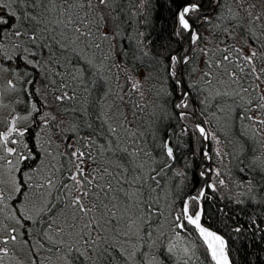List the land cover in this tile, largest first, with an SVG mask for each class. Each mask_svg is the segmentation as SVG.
<instances>
[{
	"label": "trees",
	"instance_id": "16d2710c",
	"mask_svg": "<svg viewBox=\"0 0 264 264\" xmlns=\"http://www.w3.org/2000/svg\"><path fill=\"white\" fill-rule=\"evenodd\" d=\"M0 5H3L5 14L15 11L20 15L25 11L23 6L13 3V0H0ZM177 11L173 0H113L104 9L106 16L114 18L113 35L103 40L102 33H95L93 29L94 35L91 38L77 40L72 25H69L71 29L64 37L58 36L55 23L51 21L52 17L64 18L58 9L41 17L42 23L38 25L41 30L47 29L40 31L41 36L53 37L43 41L51 45L43 57H40L35 46L25 43L26 37L14 36L12 39L11 33L0 34V52L3 53L0 55V65L23 75L17 89L16 102L21 104L22 100L23 105L29 107L32 113L29 115V123L22 128L28 129L22 137L28 147H23L21 153L27 155L28 149H32L36 159L21 165L22 172L32 177L33 185L43 183L52 175L48 171L41 174L37 170L35 172L36 163L40 161L44 149L54 155L58 166L62 160L67 162V159L57 157L60 148L58 140L63 139L67 143L77 137L72 135L74 114L71 111L66 113L64 109L84 104L87 96L91 102L96 103V111L107 113L109 123L117 127L113 140L120 149L127 148L132 154L129 162L138 167L147 193L145 199L151 205L148 210L151 215L142 209L129 211L121 220L119 237L110 231L105 232L109 241L117 247L126 248L128 240L123 238V233L130 229L127 224L129 217H132L135 223L131 228L136 231V235L129 236V239L137 245L139 251L128 264L141 263L148 256H155L157 264H215L204 250L195 226L188 224L182 213L185 202L189 214H194L199 207L198 200L193 197L185 201L199 181L198 167L203 147V138L196 128L199 122L209 134L207 150L210 156V173L204 186V196L201 197V222L224 237L231 264H264V125L257 122L264 120V108L258 107L264 104L260 98L264 94V77L257 80L256 75L252 74L242 80H232L228 73L236 71L240 75L239 69L223 61V56L229 53L220 51L225 44L211 35L216 30L214 25L218 21L215 20L212 24L200 25L197 22L194 25L202 39L190 45L187 64L173 67L171 57L181 48L185 36V32L177 35ZM17 28L23 31L19 22ZM70 37L78 43L83 54L78 52L77 46L70 45ZM17 43L20 47L14 48L13 45ZM96 44H100L99 49L95 47ZM227 44L233 48L243 47L245 53L248 51L239 37L228 40ZM61 45H64V49ZM25 47L36 51L38 68L33 69L16 58L17 54L27 55L24 53ZM52 51L55 55L47 54ZM238 55L235 51L231 52L233 60ZM9 56L12 59H8ZM77 58L79 63H76ZM116 60H120L118 67L114 63ZM86 61H91L99 71L95 77L89 76L84 82L73 81L69 74H75L74 69ZM217 61L222 62L219 68L216 67ZM243 63L241 60L240 64ZM251 67L247 65L245 70ZM255 67L257 70L264 68V63L257 60ZM173 71L176 75L180 72L185 89L190 93L187 109H176L173 106L179 92L175 83L177 77L172 76ZM205 72L211 75L205 78ZM128 77L132 78L131 83L137 80L140 82L138 90L131 89ZM28 80H34L35 83L30 85ZM53 80L57 83L65 80L75 87L79 100L65 101L57 107L53 101V85L50 83ZM209 80L211 83H208ZM85 85L90 92L84 91ZM46 93L50 95L47 100L44 98ZM33 103L39 109L38 112H32ZM179 111L185 113L183 119ZM45 112L57 116L47 127L40 119ZM125 115L127 120H124ZM80 135H85L83 129ZM101 144L108 147L107 138L98 140L92 147L93 156L98 162L116 164L115 157L103 152ZM165 145L173 149L172 158L167 156ZM16 176L21 181L28 179L27 175L16 173ZM153 176L155 180L150 179ZM113 184L115 186V181ZM25 191L30 193L27 197H18L15 193L9 201V207L2 211L0 228L5 230L0 232V239L8 236V229L16 228L18 239L14 245H19L20 239L21 245L31 254L30 263L39 264L34 249L37 244L33 242L32 235L39 245H44L42 248L50 250L52 246L37 231L39 225L31 229L29 244H24L23 240L27 237L23 235L24 229L17 224L15 217L22 212L21 205L30 207L32 202H40L42 196L38 195V191L44 189L29 190L26 187ZM116 211L119 215L122 209ZM61 214L57 210L47 219L55 220L63 227L64 214ZM66 214L70 216L71 211L68 210ZM178 224L184 227H176ZM55 228L54 224L50 235L59 240L61 236L56 234ZM237 228L241 231L237 232ZM64 239L66 244L75 243L74 238L65 236ZM9 243H12L11 240ZM173 243L183 245L189 258H181L176 251L169 252V246ZM16 249L8 251L7 256L0 254V261L19 264Z\"/></svg>",
	"mask_w": 264,
	"mask_h": 264
},
{
	"label": "snow or ice",
	"instance_id": "6c2138e0",
	"mask_svg": "<svg viewBox=\"0 0 264 264\" xmlns=\"http://www.w3.org/2000/svg\"><path fill=\"white\" fill-rule=\"evenodd\" d=\"M112 2L113 0H13V3L23 6L25 11L20 15H17L15 11L5 14L3 5H0V34L7 32L18 38L26 37L25 43L35 46L39 50L40 57H43L46 54L45 50L51 48L49 43L43 41L53 39V37L41 36L40 31H47V29L41 30L38 25L42 23L41 17H45L47 14L59 9L61 16L65 19L58 21V23H64L66 30L69 25L74 26L72 31L76 33L77 40L91 38L94 35L93 29H95V33H102L103 40H108L109 36L113 35L114 18L106 16L104 9L108 8ZM173 2L178 9L176 13L179 23L178 36L181 32L189 33V45H195L202 37L194 25L197 22L200 25H205L212 24L214 20L218 21L214 25L216 30L211 35L219 38L221 43L225 44L223 49H219L222 52L229 53L223 56V61H227L234 68L239 69L240 75L236 71L228 73L232 80L234 82L242 80L243 77L252 74L256 75L257 80L264 77V68L257 70L255 67L257 60L264 63V0H197V2L173 0ZM221 21L226 23H220ZM18 22L23 31L17 28ZM237 37L247 47L248 51L246 53L243 47L233 48L227 44L228 40H235ZM13 47L19 48L20 45L17 43ZM95 47L99 49L100 44H96ZM61 48L64 49V45H61ZM233 51L240 54L235 60L231 57ZM24 53L27 55L17 54L16 58L33 69L38 68L39 60L36 51L25 47ZM47 54L51 56L55 55V52L52 51ZM0 55H3V53L0 52ZM8 59H12V57L9 56ZM105 59H108V57H105ZM241 60L244 62L243 65L240 64ZM188 62L189 57L187 54L171 57L173 67ZM76 63H79V58H77ZM114 63L118 67L120 60H116ZM221 64V61H217L216 67H221ZM247 65L252 66L248 71L245 70ZM209 67H211L210 64ZM98 71L99 69L95 68L91 61H86L81 67L74 69L75 74L70 73L69 75H71L73 81L81 80L84 82L89 76L95 77ZM210 75V72L204 73L205 78ZM172 76L176 77L175 71L172 72ZM46 78L47 74L45 73ZM128 80L131 83L132 78L128 77ZM27 83L32 85L35 81L28 80ZM50 83L53 85V101L57 107L62 106L65 101L79 100L76 88L65 80H61L59 83L53 80ZM175 83L179 89L177 93L179 99L174 107L176 109H187L190 93L185 90V85L181 79L177 78ZM208 83H211V81L209 80ZM140 86L138 80L131 83L133 91L138 90ZM8 87L10 89L15 87L13 81H8ZM44 87H48V85H44ZM256 87L259 88V85ZM242 90L248 91L247 88H242ZM37 91L39 90L37 89ZM84 91L90 92L87 85H85ZM57 92L59 94H56ZM29 94L31 95V93ZM224 95L228 94L224 93ZM260 98L264 100V94ZM258 107L264 108V104ZM38 111L36 104L33 103L32 112ZM64 111L66 113L71 111L74 114L72 135L77 137L76 140L65 145L66 151L61 154L67 157V163L62 160L59 166L53 165L52 175L43 183L33 185L31 183L32 177L22 172L21 168V165H26L27 161L36 159L32 149H28L27 155L19 154L16 164H13L11 160L8 161L11 171L28 176L25 181L19 180L18 176L12 177L14 185L12 190L18 197H27L30 194L25 191L26 187L29 190L33 188L37 190L45 189L42 192L38 191V195L46 198V205L37 211L35 217L25 212H19L15 217L17 224L24 229L23 235L27 237L23 240V243L29 244L31 229L39 225L37 231L61 255L63 264H128V261L132 260L139 250L127 252L126 249L117 247L115 243L109 241L105 232L110 231L116 237H119L121 220L133 209L137 211L142 209L145 213L151 215L148 211L151 205L145 199L147 193L142 183V177L139 175V169L129 162V157L132 154L128 152L127 148L120 149L113 140L117 133V127L109 123L107 113L96 111L95 102H91L86 96L84 104L71 109L65 108ZM31 114L30 112L29 115ZM179 115L181 119L185 117L183 111ZM27 118L21 117L20 119ZM247 118L255 119V117ZM16 119L13 118V126L8 129V133L0 134V142H3L4 150L9 156L16 153L17 150L7 147L8 136L16 131L18 136L24 137L28 131L27 128L17 131L15 128ZM40 119L43 125L47 127L50 121L57 119V116L45 112L40 116ZM124 120H127L126 115ZM257 122L264 125V120ZM196 128L200 135L207 140L209 134L205 128L199 124L196 125ZM81 129L85 131V135H80ZM37 136H39V133H37ZM104 138L108 140V147L101 144L100 148L103 152L115 157L116 164L109 165L98 162L92 154V147L97 144L98 140ZM65 139L69 138L65 137ZM12 143L15 144L17 141L13 140ZM24 147L27 148V144ZM165 147L167 148V156L172 158L173 149L167 147V145ZM48 154L51 155V153ZM204 155L207 157L208 153L205 152ZM3 159L4 157L0 156V160ZM56 174L61 177L59 181L53 178ZM150 179L155 180V177H150ZM113 181H115V186ZM3 183L4 181L0 180V184ZM220 183L222 184L223 181H220ZM209 187L212 186L209 185ZM53 192L56 193L54 197ZM5 195L3 188H0V202L4 201ZM199 195L203 197L204 191L201 190ZM133 197H136V199H133ZM8 199H12V197L8 196ZM148 199H150V195ZM193 199H198V197H193ZM118 209H122L119 215L116 211ZM57 210L64 214L63 227L55 220L47 219L53 216ZM68 210L71 211L70 216L66 214ZM183 216L188 224L195 226L215 264H230L226 252V241L220 235L201 226V212L197 211L194 217L189 215L188 204L185 202ZM134 223L133 218L129 217L127 227L131 228ZM54 224L56 225V234L61 236L59 240L50 235ZM176 227L183 228L184 226L178 224ZM236 231L240 232L241 229L237 228ZM16 232L17 229L12 228L8 236L0 239V244L7 245L9 240L15 244L18 239L17 235L14 234ZM123 235L127 237L128 233L124 232ZM65 236L74 238L75 243L66 244ZM43 246L42 244L41 247ZM168 251L171 252L172 248H169ZM0 253L7 256L8 249L6 247L0 248Z\"/></svg>",
	"mask_w": 264,
	"mask_h": 264
},
{
	"label": "rangeland",
	"instance_id": "374dc122",
	"mask_svg": "<svg viewBox=\"0 0 264 264\" xmlns=\"http://www.w3.org/2000/svg\"><path fill=\"white\" fill-rule=\"evenodd\" d=\"M60 20H64V18L63 19H61L59 17H52L51 18V21H53V23H55L54 24L55 28H56L55 31H57V34H59L58 36L62 35V37H64L67 34L68 30H70L71 28L68 26V28L66 30L64 23H58V21H60ZM13 37L14 36L11 35L12 39H13ZM69 39H70V45L76 47L78 43L74 42V40H71V37ZM8 40L6 39L7 42H9ZM77 49L79 50V51L77 50L78 52L83 54V51H82V49H80L79 46H77ZM22 76L23 75H21V74L14 73V70L8 69L7 67L0 65V134L8 133V129L13 126V118H17L15 120V128L17 129V131L23 130L22 129L23 126H25L29 123V119H30V116H29L30 111L29 110H30V108L23 105L22 100H20L22 102L21 104L19 102H16L17 101V93H18L17 89H18V86L21 85ZM9 80L13 81V84L15 85L14 88L10 89L8 87V81ZM48 97L50 98V95L46 93V95L44 97L45 100H47ZM21 117H28V118L27 119H20ZM59 120H63V119H59ZM59 124H60V122H59ZM13 140H16L17 143H15V144L12 143ZM58 142L60 144V148H59V151L57 153V157H59V159L63 157L66 160L67 157L62 156L61 154H64L66 151L65 145L67 143H71L72 141L65 143V141L63 139H60V140H58ZM7 143H8L7 144L8 148L9 147L15 148L17 151H16V153H13L11 156H9L4 150L3 142H0V156L4 157L3 160H0V180L4 181L3 184H0V188H3V190L6 194L4 201L0 202V222H1V218H2V211H4L5 207H9V201L11 199H8V196H11L12 198L15 196V192L12 190L14 187L13 182H12V177L16 176V172H13L10 170L11 166L8 164V161L11 160L13 162V164H16L18 155L22 154L21 151L25 145V141H24V139H22V137L17 135L16 131H14L11 133V135L8 136ZM77 146H79V145H77ZM46 150H47V148H46ZM41 153H42V156L40 158V161H38L36 163L37 166L35 167V172L37 170L38 174H41L44 171H48V172L52 173L53 172L52 166L53 165L58 166L56 164V161L54 160V155L49 156V154H48L49 152L45 151V149ZM202 153H203V150H202ZM202 153H201V156H202ZM209 158H210V156H209ZM200 159H201V157H200ZM199 167H200L201 171H203L205 168L204 165L200 166V163H199ZM209 173H210V171H209ZM53 178L56 179L57 181H59L61 179L59 174L55 175ZM44 191H45V189H44ZM55 195H56V193L53 192V197ZM191 197H193V196H191ZM40 200L41 201L38 202L37 204H35V202H32V205H30V207H26L24 205H21L22 212H25L26 214L32 215L35 217L36 216L35 213H37V211L39 209L44 208L46 205V198L45 197H42V198L40 197ZM182 213H183V209H182ZM12 228L8 229L7 232H10V230ZM4 230L5 229L0 228V232H2ZM125 232L128 233L127 237L123 236V238H126L128 240L125 244V247H126L125 249L127 250V252L136 251L137 245H135L134 242L130 241V239H129V236L132 237L133 235H136V231L133 230L132 228H130V229H128V231L126 230ZM14 234L18 235V232L14 233ZM7 235H9V233ZM32 239H34L33 242L37 244V246H35L34 249H35L36 256L39 259V264H63V260L61 259V255L59 253H57L54 248H51V250L42 248L41 245H39L37 243L38 240L34 237V234L32 235ZM199 239L203 243L204 250L207 251L204 242L202 241V239L200 237H199ZM18 242H19V245H17V246L14 245L13 243H8L7 245L0 244V248L6 247L8 249V251H10V250L14 249L15 247H17L16 251H17V255H18L17 258H18L19 264H31L30 263L31 254L26 249V247L21 245L22 241L20 239ZM169 248H172V251H176L177 255H181V258H183V257L185 259L189 258L188 251H186V249H184L183 245H177V244L175 245V243H173V244H170ZM0 254L3 255V253H0ZM6 258L7 257H5V259ZM6 261L7 260H4L3 262L0 261V264H6L7 263ZM20 261H21V263H20ZM14 262H16V258L14 259ZM130 264H134V263L131 262ZM138 264H141V263L138 262ZM142 264H157L156 260H155V256L154 257H151V256L146 257L145 260L142 262ZM184 264H188V263H184Z\"/></svg>",
	"mask_w": 264,
	"mask_h": 264
},
{
	"label": "water",
	"instance_id": "95a60500",
	"mask_svg": "<svg viewBox=\"0 0 264 264\" xmlns=\"http://www.w3.org/2000/svg\"><path fill=\"white\" fill-rule=\"evenodd\" d=\"M188 38H189V33H186V32H185V36H184V38L182 39L181 47H182L183 43L185 42V40L188 39ZM189 47H190V45L188 44V48H189ZM180 49H181V48H180ZM180 49H179V50H180ZM179 50H178L177 54L179 53ZM177 54H176V55H177ZM185 54H187V52H186ZM179 65H181V64H179ZM176 77H177L178 79H181V80H182L181 75H180V72L177 73ZM185 90H186V89H185ZM178 99H179V96L174 100V104H173V106L175 105V103H176V101H177ZM179 112H181V111H179ZM197 124H199L200 126L204 127V126H203L201 123H199V122H197L196 125H197ZM202 150H203V153H202V156H201V159H200V166H201V165H204L205 168H204L203 171L200 170V167L198 168L199 181H198L196 187L194 188V190H193L189 195H187L186 198H185V201H187V199H188L189 197H191V196H193V197H198L197 200H198V202H199V207H198L197 211H199V212H201V210H202V209H201V197H200V195H198L197 193H198V190H199V194H200L201 190H204V186H205L206 180L208 179L209 171H210V158H209V154H208L207 157H205V155H204L205 152L208 153V150H207V140H205L204 138H203V147H202ZM201 173H203V175H201ZM197 211H196V212H197ZM196 212H195V213H196ZM195 213H194V214H195ZM189 215H191V214H189ZM200 224H201L202 227L208 229L209 231L215 232L216 234H218V235H220V236L222 237V235H221L220 233H218V232L215 231L214 229H211L210 227L204 225V224L201 222V220H200ZM197 232H198V231H197ZM222 238H223V237H222ZM223 239H224V238H223ZM226 252H227V251H226ZM228 258H229V256H228ZM229 261H230V259H229ZM230 264H231V261H230Z\"/></svg>",
	"mask_w": 264,
	"mask_h": 264
},
{
	"label": "bare ground",
	"instance_id": "6f19581e",
	"mask_svg": "<svg viewBox=\"0 0 264 264\" xmlns=\"http://www.w3.org/2000/svg\"><path fill=\"white\" fill-rule=\"evenodd\" d=\"M188 44H189V38L188 39H186L185 40V42L183 43V45H182V47H181V49L179 50V53L176 55L175 54V56H183V55H185V53L186 52H188ZM198 195H199V190H198V193H197ZM188 200V199H187ZM191 215H193V217H194V214H191ZM198 233V232H197ZM198 235H199V233H198ZM200 237V236H199ZM223 237V236H222ZM224 238V237H223ZM225 240V239H224ZM203 241V240H202ZM206 246V245H205ZM206 249H207V246H206ZM207 252H208V254H209V256H210V258H211V255H210V253H209V251H208V249H207ZM212 259V258H211ZM215 263V262H214Z\"/></svg>",
	"mask_w": 264,
	"mask_h": 264
},
{
	"label": "flooded vegetation",
	"instance_id": "af4514ba",
	"mask_svg": "<svg viewBox=\"0 0 264 264\" xmlns=\"http://www.w3.org/2000/svg\"><path fill=\"white\" fill-rule=\"evenodd\" d=\"M3 134H5V133H3ZM10 148V147H9Z\"/></svg>",
	"mask_w": 264,
	"mask_h": 264
}]
</instances>
